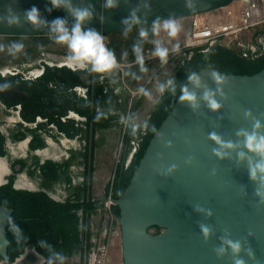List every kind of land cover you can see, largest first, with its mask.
Segmentation results:
<instances>
[{
	"label": "water",
	"instance_id": "water-1",
	"mask_svg": "<svg viewBox=\"0 0 264 264\" xmlns=\"http://www.w3.org/2000/svg\"><path fill=\"white\" fill-rule=\"evenodd\" d=\"M234 1L117 0L113 8H106L105 0L70 3L92 12L82 31L105 35L152 25L157 19L193 17ZM33 7L38 10L35 24L27 17ZM57 18L69 31L75 23L67 8L53 7L50 0H0V35L57 36L52 31ZM231 48L241 50L240 44ZM195 77L199 84L190 80L184 89L195 94L197 107L180 99L182 91L152 136L129 185L113 199L119 209L123 264H235L236 259L264 264V199L257 194L258 190L264 194V180L259 173L255 180L250 178V168L262 158L247 149L245 137L239 135L253 132L256 121L261 127L255 131L264 135V68L254 74H227L205 67ZM206 91L214 93L220 108L207 106L202 99ZM227 144L232 147L222 146ZM131 157L132 153L127 161ZM12 213L0 205V264H9L7 229ZM201 225L209 229L207 238ZM153 227L160 232L152 233ZM229 240L240 242L238 254H233ZM221 248L223 253L218 252Z\"/></svg>",
	"mask_w": 264,
	"mask_h": 264
},
{
	"label": "flooded vegetation",
	"instance_id": "flooded-vegetation-1",
	"mask_svg": "<svg viewBox=\"0 0 264 264\" xmlns=\"http://www.w3.org/2000/svg\"><path fill=\"white\" fill-rule=\"evenodd\" d=\"M56 44L42 46L32 56L14 58L15 54L10 58L2 54L0 59V205L13 209L7 237L21 214L40 215L68 199H83L89 175L88 134L95 126L96 142L102 143L99 148L104 152H94V199L104 196V191L100 196L94 194L99 163L105 159L110 170L116 169L123 156L126 126L137 93L126 86L106 85L102 82L106 74L91 71V65L84 69L67 67L70 50L66 44H58L66 50L50 47ZM115 119L117 125H113ZM105 120L109 128L101 126ZM107 133H118L115 144ZM122 140L121 156L116 159ZM9 192L18 197L15 206L19 210L1 203ZM97 207L92 217V243L102 220V202ZM77 214L82 232V210ZM43 223L42 219L35 221V231L45 232ZM27 248L17 261L9 263L6 258V262L17 264Z\"/></svg>",
	"mask_w": 264,
	"mask_h": 264
},
{
	"label": "trees",
	"instance_id": "trees-1",
	"mask_svg": "<svg viewBox=\"0 0 264 264\" xmlns=\"http://www.w3.org/2000/svg\"><path fill=\"white\" fill-rule=\"evenodd\" d=\"M141 29L148 31L146 38L139 36ZM252 30L254 31L251 39L253 43H257V38H261V42L256 44V50L252 49L248 43V45L242 46L240 51H236L231 48L232 45H225L221 41H217L212 45L207 44L181 52L182 56L176 61L171 75L164 84L166 85L164 92L159 94L149 116L141 126L134 124L136 112L145 96L140 89L147 91L155 74H150L152 71V67L149 65L150 61H143L144 71H141V64L137 62L134 46L139 47L140 55L145 57L149 55L150 51H154L156 35L152 34L151 25L131 27L105 34V47L113 52L117 64H121L122 67L116 66L110 72L105 73V79L102 82L106 85L126 86L131 90H138L126 126L123 156L115 169L114 179L107 184L102 199L96 200L92 197L91 173L94 170V152L97 145L95 139V127L97 126H95L88 134L89 152H87L86 162L89 175H87L84 184L83 189L86 193L83 194V199L79 197L68 199L65 203L58 205V208L51 206V210L40 215H35V213L21 214L18 217L19 222L13 224L14 230L10 229L8 231L10 245L8 247L7 262L17 261L25 252L26 247H32L45 256L46 264H65L64 260L77 253L80 254L81 264H87L88 254L94 244L91 242L93 235L91 231L92 217L97 212L98 203H103L109 195L113 199H118L122 195L129 185L152 136L171 112L176 100L190 81L189 77L205 67L215 68L227 74H254L264 68V23L253 27ZM188 33L189 31L183 35L184 38L187 37ZM55 41L56 36L0 35V59L3 60L2 54H7L9 55L7 57L10 58L17 54L14 49H10V45L13 43L23 44V55L32 56L33 52L39 51L40 47L56 43ZM174 55L175 53H168L167 62L162 63V66L171 62ZM169 80L172 81V85H167ZM117 123L115 119L113 125H117ZM101 126L109 128L110 124L105 120ZM130 153H132V157L130 161H127ZM12 191L16 193L14 190ZM10 195L9 192L7 198L1 199V203L19 210L15 206L18 197ZM20 206H22V203H20ZM79 210L83 212L82 232L79 231L80 218L77 214ZM112 211L116 218V226L120 227L119 209L113 205ZM41 219L44 226H46L45 232L35 231L34 228L33 223ZM159 232L158 227H153L152 233Z\"/></svg>",
	"mask_w": 264,
	"mask_h": 264
},
{
	"label": "clouds",
	"instance_id": "clouds-1",
	"mask_svg": "<svg viewBox=\"0 0 264 264\" xmlns=\"http://www.w3.org/2000/svg\"><path fill=\"white\" fill-rule=\"evenodd\" d=\"M50 3L53 7H65L67 8L72 16L75 19V23L73 24L71 30L65 26V21L63 19L57 18L52 22V31L57 33L56 43L58 44H66L67 48L70 50V55L66 59V66L72 69H84L88 65H91V71L96 73H107L110 72L117 66L116 58L112 51L108 50L105 47L103 37L97 33L95 30H83L82 24L89 20L92 16V12L88 8H73L70 0H50ZM117 0H105L106 8L116 7ZM27 17L29 21L32 23H38V10L33 7L32 9L27 11ZM13 20H10L9 23H13ZM125 23H128L125 21ZM180 25L175 21L174 18L160 20L157 19L151 25V32L153 35H159L161 32H164L167 37L175 38L180 32ZM139 36L141 38H146L148 36V31L141 29L139 32ZM156 49L153 53L154 56L159 57L161 63L167 62L168 56V48L161 47L160 42L156 41ZM10 49H14L16 52H19L23 49V44L21 43H13L10 45ZM178 49V45H177ZM134 52L136 53V59L139 64H141V71H144L143 65V57L140 55V48L134 46ZM190 80H194L197 85L199 84L198 78L195 75L189 77ZM217 82L219 83V78H217ZM167 85H172V81L169 80ZM166 85L161 84L159 86V91L162 94L165 90ZM144 95H149L144 89H140ZM180 99L182 101L189 102L190 106L193 108L197 107L196 104V96L194 93L189 92L187 89L183 90V94ZM204 101L207 102V106L216 110L221 107V105L214 99V93L211 91H206L202 97ZM245 115H250V112H245ZM261 124L259 121H256L253 125L254 131L251 133L241 132L239 135H243L245 137V146L250 151L259 155L262 159L260 162H257L253 167L250 168V178L255 180L257 178V174L259 173L261 179L264 180V135H259L255 131V129H259ZM211 139L215 140L217 143H221L219 137L212 135ZM225 147H232L231 144L222 145ZM216 155H223L220 152H217ZM241 156L244 154L241 153ZM258 195H262V199H264V194H261L258 190ZM201 231L204 234L205 238H207L209 234V229L203 225H201ZM229 247L231 248L233 254H238L241 250V244L239 241L233 242L231 240L227 241ZM224 249L221 248L218 252L223 253ZM249 255L251 252L249 251ZM235 264H243V261L240 259L235 260Z\"/></svg>",
	"mask_w": 264,
	"mask_h": 264
},
{
	"label": "built area",
	"instance_id": "built-area-1",
	"mask_svg": "<svg viewBox=\"0 0 264 264\" xmlns=\"http://www.w3.org/2000/svg\"><path fill=\"white\" fill-rule=\"evenodd\" d=\"M263 23L264 0H237L220 9L193 16L191 32L185 37L182 45L172 52L181 53L199 46L212 45L217 41L225 45H233L238 38L247 35L253 27ZM152 58L156 59L157 56L147 55L143 57V61H150ZM122 144L123 140L116 152V159L121 156ZM114 176L115 169L110 182L113 181ZM113 205L111 195L102 203L99 210L102 220L88 254L87 264H107L109 262V248L120 234V227L116 226V218L112 211Z\"/></svg>",
	"mask_w": 264,
	"mask_h": 264
},
{
	"label": "rangeland",
	"instance_id": "rangeland-1",
	"mask_svg": "<svg viewBox=\"0 0 264 264\" xmlns=\"http://www.w3.org/2000/svg\"><path fill=\"white\" fill-rule=\"evenodd\" d=\"M191 19H192L191 17H187V19L186 18L175 19V21L180 25L181 31H180V34L178 33L177 37H175L174 39L177 40L180 44H182V42H183V40H182L184 38L183 35L185 33H187L188 31H189V33L191 32V25L189 26ZM182 21L185 23L184 27H182L183 26L181 24ZM160 34H162V36H165L166 38H168L164 32H161ZM253 35H254V31L252 30V31L248 32V34L243 36L242 38H238L234 42L233 45L240 44V46L242 47L244 45H248V43H249L250 47L252 49L256 50L257 49L256 44L261 42V38H257V43H253L251 40ZM104 38L106 39V36L103 37V40H105ZM157 40H159V39H157ZM161 40H164V39L162 38ZM160 46L168 48V53L169 52L174 53L172 51H174V49L177 48L175 43H171V44L168 43V46H167V43L164 44V42H163L160 44ZM50 47L53 48L54 50H63V49L66 50V48L64 46H60L58 44L51 45ZM23 52L24 51L21 50V51L17 52L15 57L14 56L13 57L14 58L23 57ZM6 55L7 54H4V56H6ZM181 56H182L181 53L176 52L175 55L173 56L174 57L173 60L171 62H168L167 64H165V66H162V63H161L159 58H156V59L152 58L150 60L151 63L149 65L152 67V71L150 74L151 75L155 74V75L153 76V79H152L151 84H150V85H152V87L150 88V86H149V88L146 91L147 93H149V95L144 96V98L142 100V104H141V106L138 109V112L136 114V118L134 120V124L136 126L143 125L144 121L146 120V117L149 115L150 111L153 108L155 100L157 99V97L160 94L159 86L161 84L166 83L168 77L171 75V73L175 67L176 61ZM107 136H108V140L110 142H114V144L118 139V133H116V134L107 133ZM109 172H110L109 166L106 165V162L104 159V161L102 163L101 162L99 163V173H100L102 178L99 181L97 180L95 183L96 184L95 193L98 194V196L102 195L103 191H105L106 187H102L104 185V183L106 184L107 181L109 180V178L112 177V176H110L108 178ZM152 231H153V229H152ZM22 260H37V259H36L35 255H33V253H31L28 258L21 259V261H19L17 264H25V262H22ZM69 260H72V259L69 258ZM107 264H123L120 234L115 238L114 243L109 248V262Z\"/></svg>",
	"mask_w": 264,
	"mask_h": 264
},
{
	"label": "crops",
	"instance_id": "crops-1",
	"mask_svg": "<svg viewBox=\"0 0 264 264\" xmlns=\"http://www.w3.org/2000/svg\"><path fill=\"white\" fill-rule=\"evenodd\" d=\"M183 26L182 27H184V22L182 21V23H181ZM190 25V24H189ZM184 29V28H183ZM187 29V28H186ZM181 31V30H180ZM179 34H180V32H179ZM102 37H104V36H102ZM164 39V40H161V39ZM105 39V38H104ZM157 39H159V40H157ZM183 40V42H184V38L182 39ZM104 41V40H103ZM156 41H159L160 42V44L161 43H163L164 42V44L165 43H167V46H168V43H175V45L177 46H180V45H182V44H180L177 40H175L174 38H166L165 36H162V34H159V35H156V37H155V40H154V51H155V49H156ZM182 42V43H183ZM154 51L152 52V51H150L149 52V55H152L153 53H154ZM157 58H159V57H157ZM151 63V62H150ZM117 66L118 67H122L121 65H119V64H117ZM152 87V85H150V88ZM133 91H135L136 93H138V90H133ZM158 98V97H157ZM157 100V99H156ZM156 100H155V102H156ZM155 104V103H154ZM137 112H138V110H137ZM137 112H136V114H137ZM149 116V115H148ZM147 116V117H148ZM147 117H146V119H147ZM135 118H136V115H135ZM101 144L102 143H100V144H97L96 145V149H100L99 147L101 146ZM100 150H102V153L104 152L103 151V149H100ZM110 170V169H109ZM113 170V171H112ZM112 170H110V172H109V175H108V178L110 177V176H112L113 175V172H114V167H113V169ZM112 171V172H111ZM91 178H92V181H91V183H92V187H93V175H92V173H91ZM102 177H101V175H100V173H99V176H98V181L101 179ZM111 178V177H110ZM110 178H109V180L107 181V183L105 184L104 183V185L102 186V187H106L107 186V184L110 182ZM96 180V181H97ZM107 180V179H106ZM96 183V182H95ZM94 183V191L96 190V184ZM91 191H92V189H91ZM105 192V191H104ZM94 194H96V193H94ZM96 195H98V194H96ZM35 249L34 248H32V247H28L27 248V251H26V254H25V256H24V258L23 259H25V258H28L29 256H30V254L31 253H33V255H35V257H36V259L37 260H22V262H25V264H46V262H47V260H46V258H45V256H43L42 254H40L39 256H37V254L35 253V251H34ZM69 258H71L72 260H69ZM21 261V260H20ZM65 261V264H81V258H80V254H74V255H72V256H70V257H68L67 258V260H64Z\"/></svg>",
	"mask_w": 264,
	"mask_h": 264
}]
</instances>
